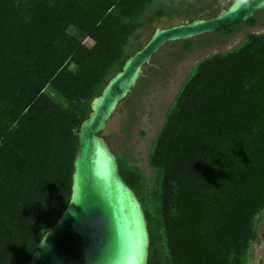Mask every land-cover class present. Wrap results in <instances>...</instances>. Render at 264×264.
<instances>
[{"label":"trees","instance_id":"16d2710c","mask_svg":"<svg viewBox=\"0 0 264 264\" xmlns=\"http://www.w3.org/2000/svg\"><path fill=\"white\" fill-rule=\"evenodd\" d=\"M223 1L0 0V264H26L67 208L78 132L109 79L157 26L215 15ZM164 16L170 25H156ZM263 22L260 10L211 41ZM149 80L125 99L124 136L102 133L143 203L148 264H250L264 211V33L195 64L142 166L132 141L147 134Z\"/></svg>","mask_w":264,"mask_h":264},{"label":"water","instance_id":"95a60500","mask_svg":"<svg viewBox=\"0 0 264 264\" xmlns=\"http://www.w3.org/2000/svg\"><path fill=\"white\" fill-rule=\"evenodd\" d=\"M260 10L264 0H249L243 7L239 0H226L214 16L156 27L92 100L78 132L71 200L26 264H148L151 235L143 203L102 132L166 43L247 22Z\"/></svg>","mask_w":264,"mask_h":264},{"label":"rangeland","instance_id":"374dc122","mask_svg":"<svg viewBox=\"0 0 264 264\" xmlns=\"http://www.w3.org/2000/svg\"><path fill=\"white\" fill-rule=\"evenodd\" d=\"M194 1V0H190ZM226 1V0H225ZM171 20L164 16L161 23L156 22V25H170ZM264 33V25L256 26L245 25L235 38L226 42V44H207L210 43L213 34L207 33L197 36L194 39L196 48L192 53L185 52L183 48V40L166 43L157 53L154 54L152 62L147 64L144 69V76L149 78L148 94L144 98L145 110L141 116L139 127L145 129L146 135L141 136L136 133L132 144H134L137 157L141 159L140 164L147 166L148 152L153 139L156 137L161 128L175 94L178 92L181 84L186 76L190 73L193 66L205 57L220 51H227L236 47L242 42L247 33ZM147 33H144L142 39H146ZM86 43L96 52H100L102 47L92 39L86 40ZM128 98V97H127ZM126 98V99H127ZM127 102L122 101L118 106L115 114L109 120L108 128L102 133L104 136L121 132L124 119L127 117ZM113 148L120 152L122 148L116 139H112ZM150 172V170H149ZM264 211L261 220V234L259 241L254 242L252 246L253 256L250 264H264Z\"/></svg>","mask_w":264,"mask_h":264},{"label":"flooded vegetation","instance_id":"af4514ba","mask_svg":"<svg viewBox=\"0 0 264 264\" xmlns=\"http://www.w3.org/2000/svg\"><path fill=\"white\" fill-rule=\"evenodd\" d=\"M224 2V1H223ZM219 13V12H218ZM216 15V14H215ZM211 16H214V14L213 15H211ZM211 16H207V17H211ZM263 25H264V22L262 23ZM261 24V25H262ZM239 33H236L234 36H232V37H230V38H228V39H225V38H223V37H218L216 40H213V41H211V43H209V44H226V42L228 43V41H230L231 39H233V38H235V36H237ZM248 34V33H247ZM246 34V35H247ZM246 37V36H245ZM245 39V38H244ZM193 51H195V50H193ZM193 51H191L190 53H192ZM217 53V52H216ZM214 54V53H213ZM212 55V54H211ZM206 58V57H205ZM204 59V58H203ZM202 59V60H203ZM201 61V60H200ZM199 61V62H200ZM197 64V63H196ZM195 66V65H194ZM193 66V67H194ZM192 70V69H191Z\"/></svg>","mask_w":264,"mask_h":264},{"label":"clouds","instance_id":"9594fccd","mask_svg":"<svg viewBox=\"0 0 264 264\" xmlns=\"http://www.w3.org/2000/svg\"><path fill=\"white\" fill-rule=\"evenodd\" d=\"M248 2H249V0H239V4L241 5V7L247 5ZM237 10H239V9H237Z\"/></svg>","mask_w":264,"mask_h":264},{"label":"crops","instance_id":"0c3cea01","mask_svg":"<svg viewBox=\"0 0 264 264\" xmlns=\"http://www.w3.org/2000/svg\"><path fill=\"white\" fill-rule=\"evenodd\" d=\"M98 45H100L99 43H97ZM101 46V45H100ZM102 47V46H101ZM102 50V49H101Z\"/></svg>","mask_w":264,"mask_h":264}]
</instances>
